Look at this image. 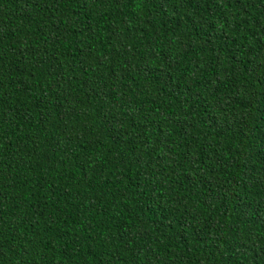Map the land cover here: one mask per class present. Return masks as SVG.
Listing matches in <instances>:
<instances>
[{"label": "trees", "instance_id": "16d2710c", "mask_svg": "<svg viewBox=\"0 0 264 264\" xmlns=\"http://www.w3.org/2000/svg\"><path fill=\"white\" fill-rule=\"evenodd\" d=\"M0 264H264V0H0Z\"/></svg>", "mask_w": 264, "mask_h": 264}]
</instances>
